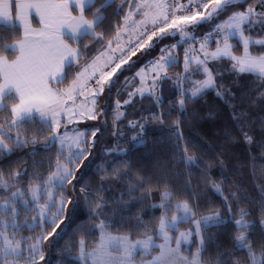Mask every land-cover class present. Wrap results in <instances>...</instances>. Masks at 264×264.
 Listing matches in <instances>:
<instances>
[{"label": "snow or ice", "instance_id": "6c2138e0", "mask_svg": "<svg viewBox=\"0 0 264 264\" xmlns=\"http://www.w3.org/2000/svg\"><path fill=\"white\" fill-rule=\"evenodd\" d=\"M114 2L115 0H104L101 7L93 13V19H88L85 12L91 11L96 0L0 2V26L13 30L23 28L22 36L13 44H4L3 38L0 37V52L15 54L11 60L7 55H0V113L8 112V117L0 123V154H10L13 150L10 145L18 149L38 142L36 136L29 139L24 135L27 131L26 125L29 124L38 123L41 130L51 133L46 138L44 151H49L55 144H59L55 164L49 163L50 172L47 178L33 175L26 192L18 187L20 181L9 185L0 173V189L9 193L0 203V264H40V261L45 259L43 243L50 236H60L64 233L65 229L61 228V225L64 224L65 209L72 203L71 198L65 195V188L76 178L78 162H83L89 154L85 146L86 132L77 129L69 132L67 125L85 118H96V97L103 92V85L111 80L122 65L128 63L131 56L136 55V48H143L146 41H151L157 32L169 35L178 32L181 41L189 43L190 46L199 43V49L190 47L184 54L185 72H188L191 64H195L197 70L202 67L206 74V79L194 82L193 97L214 84L212 73L207 67V61L210 59L227 57L233 62L234 71L251 74L264 81V38L253 39L251 35H245L246 31L251 32L257 24L264 29V0H260L261 11L257 12L252 7L245 11H234L227 20L217 24L212 32L199 39L188 31V26L218 17L228 11L230 6L237 4L238 0H128L129 10L123 17V25L116 29L115 37L107 41L108 50H119L123 55L113 57L109 55L108 50L103 51L91 63L76 72L67 88L55 87L65 83L73 63H78L81 57L79 48L73 47L72 44L78 45L85 38L104 39L102 33L96 32V28L105 20L101 9L106 11ZM73 12L77 14L73 15ZM33 15L39 18V28L32 25ZM137 15L140 19L135 20ZM129 22L132 23V31H136L141 25L153 26L150 34H146V27L145 31H141L140 35H146V41L129 48L130 55L120 44H117L116 48L112 47L113 40L118 41L121 32L129 30ZM233 37H239V42L242 43L243 54L239 57L233 55V45L229 43ZM210 40L217 45L214 51L208 50ZM252 46H260L262 50L254 54L250 50ZM175 47L176 45H173L172 49ZM172 49H162L160 58L150 62V71L153 74L150 86L145 85L148 77L144 70L137 73L141 79V87L137 92L141 95L149 87L151 94L155 93V82L161 79L162 73L164 78H168L167 69L177 63ZM117 59L119 62L114 63ZM109 67L111 70L105 71ZM93 80L99 87H89V81ZM181 95L183 96V93ZM79 97L85 99L77 104ZM184 102V99L179 101L181 107ZM64 120L66 123H62ZM61 127L65 128L64 132H60ZM132 127H137V124L133 123ZM139 127L143 129L144 125L140 124ZM95 135L96 132L92 131L91 136ZM245 139L249 143L252 142V137L247 134ZM35 153L36 149H33V155ZM186 162L195 164L192 157H188ZM53 168L54 170H51ZM18 176L22 177L23 173L10 174L9 179ZM12 187L16 190L10 191ZM81 191L87 199L90 193L86 189ZM172 199L170 193H163V203L159 205L162 213L158 224L149 228L147 224L139 223L136 227L142 229L138 233V237L142 238H133L129 234L114 235L109 230L112 225L107 220L100 219L104 215L105 202L94 198L92 206L99 211L92 212L91 215L97 220L96 229L99 230V236L91 250L87 249L85 238L79 240L78 255L74 258L77 264H136L138 257L141 264H202L201 252L205 249L201 226L203 224L204 229H207L212 224L222 223L223 220L219 212L195 219L197 210H194L189 201L173 204ZM248 215L249 213L241 210L240 218L234 220L237 231L234 246L238 250H247V264H264V246H261L257 253L246 235L249 225L245 217ZM21 216L24 217L22 220ZM186 222L194 224V230L179 232V226ZM37 229H41L39 235H35ZM57 229H60V232H57ZM24 230L33 235H22ZM175 232L179 234L174 235ZM92 234L95 235V230ZM193 237H200V245L189 258L182 254V247L194 246ZM72 243L75 245L74 240ZM227 264H231V261Z\"/></svg>", "mask_w": 264, "mask_h": 264}, {"label": "trees", "instance_id": "16d2710c", "mask_svg": "<svg viewBox=\"0 0 264 264\" xmlns=\"http://www.w3.org/2000/svg\"><path fill=\"white\" fill-rule=\"evenodd\" d=\"M103 3V0H96L85 16L93 19V13ZM257 4L261 5L260 0L238 1L221 14L220 19L231 11H243L246 6L255 9ZM126 10L127 0H115L106 11L101 9L105 20L96 32L102 33L104 39L85 38L78 45L72 44L79 48L81 57L78 63H73L65 83L55 87L68 85L81 66L104 50L107 41L113 39L116 29L121 26ZM204 29L200 27L195 34L205 32ZM245 35L256 39L264 36V29L257 24ZM21 36L20 28L13 30L0 26V37L6 45L15 43ZM173 38L174 35L166 33L158 36L143 48L139 60L149 58L154 54L153 47ZM231 41L233 54L238 55L240 44L235 39ZM250 50L255 54L262 49L252 46ZM147 51L151 52L146 54ZM0 55L12 59L15 54L0 52ZM179 58L175 66L167 69L168 78L163 74L155 82L154 94L150 93V87L143 95L137 92L141 83L137 82L133 70L139 63L116 76L102 111L103 126L93 143L94 156L91 155L92 161L77 173L73 185L74 203L62 227L65 231L60 236L53 235L44 264H77L72 256L77 253L78 239L82 237L88 246L95 245L96 232L93 235L91 227L97 220L91 213L99 210L92 206L94 198L105 202L104 215L100 219L112 225L111 232L139 238L138 233L142 231L136 227L139 223L147 224L149 228L158 224L162 213L159 205L163 203L165 192L172 195L173 204L189 201L197 210L195 219L219 212L223 222L207 229L203 226L201 230L205 249L201 252L203 262L238 264L246 261L247 250H238L234 246L237 235L234 220L240 218L241 210L249 213L245 217L249 225L246 235L258 252L264 241L261 224L264 219V81L234 71L232 61L219 58L207 65L213 75V86L193 97L194 82L204 80L205 74L202 67L197 70V65L190 66L185 72ZM148 81L150 86L151 79ZM181 99L185 101L183 107L179 103ZM120 113L122 115L117 119L116 115ZM7 117V111L0 113V123ZM133 123L137 127L133 128ZM140 124L144 125L143 129ZM38 127V123L26 125L28 131L25 132L28 138L36 136V144L29 143L18 149L10 145L13 148L10 154H0V173L10 185L16 181L25 184L33 175L44 178L50 172L49 163L53 164L56 158V148L43 150L51 133L43 130L41 135L29 131V128ZM245 134L252 137L251 143L245 139ZM99 146L108 148L111 154L104 159L97 156ZM33 149H36L35 155ZM188 157H192L195 164H188ZM15 173H23V176L9 179V175ZM83 187L90 193L87 199L82 194ZM4 197L0 191V202ZM79 220L82 224L76 225ZM189 226L191 223H183L179 230Z\"/></svg>", "mask_w": 264, "mask_h": 264}, {"label": "rangeland", "instance_id": "374dc122", "mask_svg": "<svg viewBox=\"0 0 264 264\" xmlns=\"http://www.w3.org/2000/svg\"><path fill=\"white\" fill-rule=\"evenodd\" d=\"M256 1V0H255ZM127 5H128V0H127ZM248 8V6H246V8H244L245 10ZM261 8H262V5H258L257 4V7L255 8L256 10H257V12H259V11H261ZM243 9V8H242ZM243 9V11H245ZM127 10H128V7H127ZM126 10V11H127ZM234 11H242V10H234ZM234 11H231V12H229L224 18H221L220 19V17H221V15H219L218 17H216V18H214V19H212V20H210V21H208V22H203L202 24H200V26L198 25V26H196V27H191V26H188V31L189 32H191V34L194 36L195 35V31L196 30H198L200 27H202V28H205L204 29V31L205 32H200V33H210V32H212L213 31V29L216 27V25L217 24H219V23H221V22H223L224 20H227L228 19V17L230 16V15H232L233 14V12ZM121 22H123V18H122V21ZM132 25V23L131 22H129V26H131ZM192 26H194V25H192ZM131 28H132V26H131ZM131 28L128 30V31H123V32H121V37H120V39L117 41L116 40V43L115 44H113L112 45V47L113 48H116V46H117V44H121L128 36H130L131 34H130V32H131ZM152 28H149V29H146L147 31H150ZM170 32L171 31H174V30H169ZM139 33H140V31H139ZM158 34H159V32H157ZM116 35V34H115ZM115 37V36H114ZM202 37H204V36H201L200 38H202ZM197 38V37H196ZM237 38V42H239V37H236ZM261 38H264V36H261V37H259V38H256V39H261ZM176 39L181 43V45L180 46H178L179 48L177 49L176 48V50H172L173 51V55L178 59L179 58V56H180V59H181V64H182V66H184V63H185V60H184V54H185V51L186 50H190V47H196L195 45H198L199 43H196L195 45L193 44V45H189V43H187V42H184V41H181V36H180V34L178 33L177 34V36H176ZM197 39H199V38H197ZM213 41V40H212ZM148 43H151V42H149V41H147ZM167 42V41H166ZM233 41H229V43H232ZM125 43V42H124ZM240 43V42H239ZM213 44H214V41H213ZM213 44H212V42H209V45H208V50L209 51H212V47H213ZM216 44V43H215ZM242 44V43H241ZM217 46V45H216ZM216 46H215V48H216ZM221 46H222V44H221ZM199 49V48H198ZM106 50H108L107 49V46L104 48V50L103 51H106ZM136 50V55H134V56H131V59H129L128 60V63H126V64H124V65H122V67L120 68V69H118L117 71H116V73H115V75L114 76H112V78H111V80H109L108 81V83H105L104 85H103V92L100 94V95H98L97 97H96V101H97V103H96V107H95V116H96V118L95 119H87V118H85V119H83V120H78V121H76V122H74V123H71V124H68L67 125V130L69 131V132H71V130L72 129H77V130H79V131H84V132H86V136H85V140H86V148L88 149V157H87V159H85L83 162H78L79 163V168H78V170L75 172V177H77V173L82 169V168H84L86 165H88L89 164V162H91L92 161V158H93V156L94 155H92V153H93V143H94V140H95V138H96V136H97V133L99 132V130L102 128V126H103V118H102V111H103V109H104V107H105V104H106V101H107V97H108V93H109V89H110V87H111V85H112V83L114 82V80H115V78H116V76L121 72V71H123V70H125L127 67H131V65H133V64H135V63H139V65L136 67V69L135 70H133V74L134 75H136L137 76V78H138V83L140 82L141 83V79H140V76H138L137 75V73H140L141 72V70L143 69L144 70V73L147 75V77H148V79L150 78L151 79V83L153 82L152 81V73H151V71H150V68H151V66L149 65V63H148V61H151V62H153V61H156V60H158V59H152L153 58V56H151L150 57V59L147 61V58H148V56H146V57H144L143 58V60H139V58L141 57L142 58V53L143 52H141V49L140 48H138V49H135ZM102 51V52H103ZM108 52H109V55H111V56H113V57H116V52H112V51H110V50H108ZM151 51H147L146 52V54H149ZM130 55V54H129ZM179 55V56H178ZM233 55H235V54H233ZM98 56V55H97ZM236 56V55H235ZM126 58V57H125ZM214 60H216V59H214ZM213 59H210V60H208L207 61V65L209 64V63H212L213 61H214ZM92 61V60H91ZM91 61L90 62H88L87 64H89V63H91ZM119 61L118 60H114V63H118ZM86 65V64H85ZM84 65V66H85ZM192 65L193 66H196L195 64H191L190 66L192 67ZM84 66H81L79 69H78V71L79 70H81ZM111 70V68L109 67V68H106L105 69V71H110ZM77 71V72H78ZM205 74V73H204ZM97 75H99V73H97ZM163 76V73L161 74V77ZM213 76V75H212ZM148 79L145 81V85L146 86H149V84H148ZM204 79H206V74H205V78ZM71 83V82H70ZM69 83V84H70ZM67 86L68 85H66V86H64V87H62V88H67ZM89 87L90 88H95V87H99L98 85H96L95 84V82H94V80L93 81H89ZM141 86H139L138 88H140ZM57 88H59V87H57ZM148 91L146 90L144 93H147ZM143 93V94H144ZM150 93H151V90H150ZM192 93V92H191ZM90 98V97H89ZM85 99V97H79L78 99H77V104H79L81 101H83ZM116 116H119V118L121 117V115H116ZM218 119H220V118H218ZM221 120V119H220ZM62 123H66V120H64V121H62ZM221 123L222 124H225L222 120H221ZM28 131V130H27ZM29 131L30 132H33V133H35V134H43V130H41L39 127L38 128H36V129H32V128H29ZM65 131V128L64 127H61V129H60V132H64ZM92 131H95L96 132V135H95V137H93V136H91V132ZM24 135L27 137V135L24 133ZM28 138V137H27ZM32 138V136H30V138L29 139H31ZM55 148H56V150H55V152H54V155H55V157H56V154H57V150L59 149V144L57 143V144H55ZM67 153H65V155H66ZM94 154V153H93ZM109 154H111V151H109L108 150V148H105V147H102V146H99L98 147V149H97V156H99V157H101V158H106ZM91 155H92V158L90 159V157H91ZM55 160H56V158L54 159V162H53V164H55ZM94 167H97L96 165H94ZM53 170H54V168H53ZM31 175H33V170H31ZM47 176L48 175H46L44 178H42V179H46L47 178ZM40 177V176H39ZM41 178V177H40ZM75 180H76V178L72 181V183L71 184H69V185H67L66 186V188H65V195L66 196H68V197H70L71 198V200H72V203L71 204H68L67 205V208L65 209V216H64V224L66 223V219H67V214H68V211H69V209L72 207V205H73V203H74V199H75V194H74V189H73V185H74V182H75ZM10 185V184H9ZM28 186H29V181L28 182H26L25 184H21V182L18 184V187L21 189V190H23V191H27V188H28ZM85 187H83V189H84ZM16 190V188L15 187H13V189H11L10 188V191H15ZM1 192H3V194H4V196H7L9 193H7V192H5L4 190H0ZM82 194H83V192H82ZM82 194H78V196L80 195V197H82ZM28 197H27V195L25 196V199H27ZM3 202V200L0 202V203H2ZM208 215H210V214H208ZM204 216H207V215H204ZM203 216H201V217H198V218H196V219H201ZM24 217L23 216H21L20 217V219L22 220ZM101 220H103V219H101ZM262 221V227L264 228V219H262L261 220ZM29 222H31V221H29ZM82 222L83 221H81V220H79L78 222H77V224L76 225H80V224H82ZM64 224H62L61 225V228L64 226ZM203 227V224H202V226H201V228ZM194 228H195V225L194 224H192L191 223V226H189L188 228H186V229H181V230H179V232H184V231H187V230H189V229H193L194 230ZM91 229H94L95 230V232H96V237H97V239H98V236H99V230L98 229H96V224L95 225H93L92 227H91ZM60 229H57L56 231L58 232ZM40 231H41V229H37L36 230V232H35V235H39L40 234ZM44 231H51V229H44ZM179 232H175V233H173L174 235H178L179 234ZM113 233V232H112ZM114 235H121V234H117V233H113ZM22 235H33V233H30V232H28L27 230H24L23 232H22ZM201 236L203 237V233L201 232ZM52 237L53 236H50L44 243H43V246H42V250L44 251V257L46 258V249H48V247H49V243H50V241H51V239H52ZM19 238V237H18ZM139 238H142V237H139ZM81 239V238H80ZM80 239H78V242H79V240ZM192 240L195 242L194 243V246H192V245H184L183 247H182V254L184 255V256H187V257H189V258H191V254H193V253H195L196 251H197V247H199V245H200V237H193L192 238ZM160 241H157V243H159ZM174 246V245H173ZM261 246H264V241H263V243H261L260 245H259V247H258V252H259V248L261 247ZM93 247H95V245H93V246H88L87 245V249L88 250H91ZM257 252V253H258ZM246 253H247V251H246ZM156 253H153V255H155ZM78 255V250H77V253L75 254V255H73L72 257H73V259L76 257ZM202 258H203V256H202V254H201V261H202ZM44 261H45V259L43 260V261H40V264H44ZM136 264H141V262H140V258L138 257L137 258V260H136ZM202 264H208V263H206V262H203L202 261ZM238 264H247V260L245 261V262H243V261H241V262H239Z\"/></svg>", "mask_w": 264, "mask_h": 264}, {"label": "crops", "instance_id": "0c3cea01", "mask_svg": "<svg viewBox=\"0 0 264 264\" xmlns=\"http://www.w3.org/2000/svg\"><path fill=\"white\" fill-rule=\"evenodd\" d=\"M103 1H104V0H103ZM0 2H2V0H0ZM128 10H129V9H128ZM128 10H127L126 13L124 14V16L127 14ZM76 14H77L76 12H73V15H76ZM124 16H123V17H124ZM134 19H135V20L140 19L139 15L135 16ZM38 20H39V18L36 17L35 15H33V17H32V25H33L34 28H39V27H40ZM13 22H15V21H13ZM122 25H123V22H121V26H122ZM131 26H132V25H131ZM131 26H129V29L131 28ZM145 27H146V29L153 28V26H152L151 24H147L146 26L141 25V27H140L139 29H137L136 31H132V30H131V32H130L131 35L128 36V37H127V38H126V39L120 44V46H122V45L124 44V42L127 41L128 39L134 37L137 33H139V31L144 30ZM20 29H21V32L23 33V28L20 27ZM157 34H158V33H157ZM232 39H235L236 42H237V38H236V37H233ZM230 41H231V39H230ZM115 43H116V40H113V44H115ZM237 43L240 44V47H241V48H240V53H239L238 55H236L237 57H239V56H241V55L243 54V47H242V44H241V43H239V42H237ZM230 44L233 45V42L230 43ZM215 46H216V44H215V42H214L213 47H212V51L215 50ZM117 51H118V50H117ZM117 51H116V53H117ZM116 53H115V54H116ZM223 58L228 59L227 57H223ZM12 59H14V57H13ZM10 60H11V59H10ZM228 60H229V59H228Z\"/></svg>", "mask_w": 264, "mask_h": 264}, {"label": "water", "instance_id": "95a60500", "mask_svg": "<svg viewBox=\"0 0 264 264\" xmlns=\"http://www.w3.org/2000/svg\"><path fill=\"white\" fill-rule=\"evenodd\" d=\"M238 1H243V0H238Z\"/></svg>", "mask_w": 264, "mask_h": 264}, {"label": "built area", "instance_id": "2783aa9c", "mask_svg": "<svg viewBox=\"0 0 264 264\" xmlns=\"http://www.w3.org/2000/svg\"><path fill=\"white\" fill-rule=\"evenodd\" d=\"M131 46V45H130Z\"/></svg>", "mask_w": 264, "mask_h": 264}]
</instances>
